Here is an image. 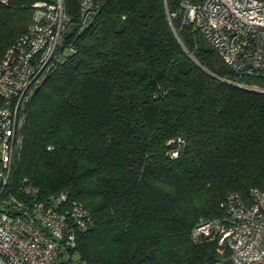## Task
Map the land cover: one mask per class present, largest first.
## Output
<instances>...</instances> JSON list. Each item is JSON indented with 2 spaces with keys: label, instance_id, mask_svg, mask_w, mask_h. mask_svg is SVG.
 I'll return each instance as SVG.
<instances>
[{
  "label": "trees",
  "instance_id": "trees-1",
  "mask_svg": "<svg viewBox=\"0 0 264 264\" xmlns=\"http://www.w3.org/2000/svg\"><path fill=\"white\" fill-rule=\"evenodd\" d=\"M36 1L0 0V57ZM182 1L90 0L83 19L63 0L59 61L24 102L12 182L84 206L88 264H220L193 226L264 184V76L237 75Z\"/></svg>",
  "mask_w": 264,
  "mask_h": 264
},
{
  "label": "built area",
  "instance_id": "built-area-1",
  "mask_svg": "<svg viewBox=\"0 0 264 264\" xmlns=\"http://www.w3.org/2000/svg\"><path fill=\"white\" fill-rule=\"evenodd\" d=\"M33 7L31 23L0 57V264H88L76 248V233L93 224L84 206L64 192L41 195L26 179L12 182L24 102L59 61L68 20L63 0ZM81 8L88 18L90 0ZM181 11L237 75L264 76V0H183ZM212 233L228 250L220 264H264V184L246 199L229 194L221 217L191 230L194 238Z\"/></svg>",
  "mask_w": 264,
  "mask_h": 264
}]
</instances>
